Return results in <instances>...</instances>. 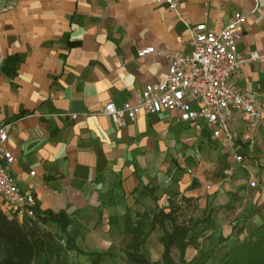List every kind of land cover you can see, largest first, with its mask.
<instances>
[{
    "label": "crops",
    "instance_id": "1",
    "mask_svg": "<svg viewBox=\"0 0 264 264\" xmlns=\"http://www.w3.org/2000/svg\"><path fill=\"white\" fill-rule=\"evenodd\" d=\"M178 7L181 19L156 0H0L9 169L36 207L66 212L68 264H90L85 250L104 254L102 264H136L121 251L133 240L123 230L127 209L134 215L184 204L193 218L210 214L185 248L190 264H217L264 220V119L247 131L233 112L227 142L171 112L141 113L123 126L102 112L165 78L168 57L140 58L139 48L189 52L186 24L219 30L236 11L246 15L237 50L262 55L240 67L236 83L256 91L264 109V0H178ZM161 234L156 225L141 245L151 261L161 259Z\"/></svg>",
    "mask_w": 264,
    "mask_h": 264
},
{
    "label": "built area",
    "instance_id": "2",
    "mask_svg": "<svg viewBox=\"0 0 264 264\" xmlns=\"http://www.w3.org/2000/svg\"><path fill=\"white\" fill-rule=\"evenodd\" d=\"M165 2L166 10L181 19L178 0H156ZM246 15L239 11L219 30L207 28L205 23L186 24L190 38L189 52H165L152 45L141 47L137 56L142 58L156 51L169 59L165 78L145 83L133 101H124L116 106L105 104L102 112L113 115L117 126L126 125L139 114L162 111L173 113L176 122L191 126L194 130H208L213 137L232 142L230 130L231 114L236 113L244 122L247 131H254L264 119V109L258 101L256 91L242 89L236 77L242 65L259 59L257 51L237 50L240 34L237 24ZM7 140L5 123H0V210L8 217L27 220L35 215V198L22 190L9 169L13 162L12 152L4 146ZM241 160V155H235ZM33 174V171L30 172ZM255 186V180H249Z\"/></svg>",
    "mask_w": 264,
    "mask_h": 264
},
{
    "label": "trees",
    "instance_id": "3",
    "mask_svg": "<svg viewBox=\"0 0 264 264\" xmlns=\"http://www.w3.org/2000/svg\"><path fill=\"white\" fill-rule=\"evenodd\" d=\"M34 211L33 218L20 221L8 217L0 210V264H61L59 253L64 245L59 242V234L65 236V245L70 240L66 232V212L41 210L38 207ZM178 212L179 206H173L167 211L153 207L134 215L127 209L122 216L123 230L131 233L133 240L121 250L126 259L136 264H190L184 259L185 248L195 243L200 232L196 230L198 224L210 222V214L178 221ZM165 221L171 223L170 231L165 229ZM48 223L54 225V231L43 227ZM156 225L162 229L159 241L163 252L160 260L151 261L141 251V245ZM173 248L178 251L177 262L171 256ZM80 252L87 255L90 264H102L104 254L90 250ZM108 254L118 255L117 252ZM217 264H264V220L250 230Z\"/></svg>",
    "mask_w": 264,
    "mask_h": 264
},
{
    "label": "rangeland",
    "instance_id": "4",
    "mask_svg": "<svg viewBox=\"0 0 264 264\" xmlns=\"http://www.w3.org/2000/svg\"><path fill=\"white\" fill-rule=\"evenodd\" d=\"M179 207V212L177 213V218L178 221H186L189 217L191 216V205H184ZM193 218V217H192ZM44 228L46 229H50L52 231H54V226L50 223L43 225ZM60 240L59 242L64 245V249L60 251L59 256H60V263L61 264H68V259H69V255L65 252L66 249V245H65V236L63 234H59ZM171 256L172 259L177 262L178 261V251L176 248H173L171 250ZM62 259V260H61ZM69 264H77V262L71 261Z\"/></svg>",
    "mask_w": 264,
    "mask_h": 264
}]
</instances>
